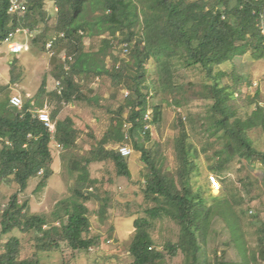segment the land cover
Returning a JSON list of instances; mask_svg holds the SVG:
<instances>
[{
	"label": "trees",
	"instance_id": "16d2710c",
	"mask_svg": "<svg viewBox=\"0 0 264 264\" xmlns=\"http://www.w3.org/2000/svg\"><path fill=\"white\" fill-rule=\"evenodd\" d=\"M46 1L55 3L56 18L51 28L45 27L33 40L38 42L44 36L46 44L57 34L52 46L58 53L63 48L67 53L65 62L57 65L54 72L62 88L49 92L57 99L51 112L55 130L51 131L38 116L36 107L43 108V101L29 98L19 108L11 104L10 98H0V184L11 181L19 186L6 203L0 199L1 233L13 229L35 232L37 251L56 250L66 243L73 250L90 253L101 245L102 238L90 234L87 203L98 198L97 189L103 179L93 176L89 165L109 160L114 163L117 176L130 178V160L139 157L146 163L144 194L152 205L145 209L146 216L134 220L135 231L129 245L133 264H169V259L179 253L183 264H264V221L257 226L255 246H250L236 208L244 196L237 199L226 194L223 185L222 196L215 195L214 201L209 202L202 187L195 185L193 177L200 173V150L191 138L187 116L178 111L176 117V173L168 171L157 142L150 147L146 144L152 140V126L162 121L168 105L164 97L157 103L151 97L167 91L180 93L183 88L178 83L175 60L184 67H199L211 80L206 88L212 98L214 134L222 140L210 168L222 174L235 159H245L253 166H262L264 184V149L256 147L249 135L253 128L264 129L260 89L245 94L246 105L255 107L242 113L232 101L235 94L242 95L243 83L251 86L252 81H244L236 66L232 71L219 68L225 62L235 65V58L247 53L264 57V32L254 12L264 7V0H25L28 11L23 14L10 11L12 0H0V44L18 28L34 29L37 15L49 18ZM88 4L101 11L94 19L85 18ZM104 33L109 35L99 51H86L85 37ZM117 45L122 49L106 67L103 57ZM150 63L155 65L153 73ZM11 65L15 67L16 61ZM103 74L111 78L115 98L122 90L128 94L116 110H110V125L90 155L71 159V169L78 172L71 195L59 200L50 215L33 212L29 201L21 200L20 194L29 187L31 178L38 179L36 193L48 187L49 178L55 173L53 143L66 150L78 146L81 129L71 116L58 117L63 103L78 100L97 105L99 95L90 82ZM230 75L234 83L222 84L221 80ZM6 86L0 85V94ZM45 87L43 83L40 91L46 92ZM174 100L182 105L180 99ZM147 112L148 120L144 118ZM146 123L151 127L145 129ZM115 143L131 145L132 154L123 156L118 148L108 147ZM259 182L254 176L244 186L254 187ZM109 204L108 198L100 204L101 216H106ZM163 216L180 225V234L176 242L167 241L160 248L152 227L153 221ZM216 218L227 225L231 234L228 245L236 248L238 259L226 258L225 251H216L213 260L203 257ZM21 245L20 237L11 236L0 251V264H41L37 255L21 258Z\"/></svg>",
	"mask_w": 264,
	"mask_h": 264
},
{
	"label": "rangeland",
	"instance_id": "374dc122",
	"mask_svg": "<svg viewBox=\"0 0 264 264\" xmlns=\"http://www.w3.org/2000/svg\"><path fill=\"white\" fill-rule=\"evenodd\" d=\"M45 9L48 11L49 18L37 15L38 21L34 29L28 26L30 29L28 34L19 32L14 37L15 40L25 43L26 49L20 53H11L6 42L0 44V85H7L0 94V98L8 99L12 95L19 94L22 96L23 102L29 98L33 101H43V108L37 106L36 110L44 109L51 114L57 106V99L50 96L49 92L60 91L62 88L54 72L57 65L65 62L67 53L64 48L58 53L56 46L50 45V42L55 40L53 38L58 37L57 34H54L53 40L47 39L46 44L44 43V36L40 37L38 42L33 40L43 32L45 27L51 28L50 24L56 18V8L53 1H46ZM100 13L101 11L94 5L88 4L85 18L94 19ZM108 35V33H104L86 36V51L98 52L103 45V39ZM121 49L122 46L117 45L108 50V54L103 57L106 67L111 66L114 54ZM13 60L16 61L15 67L11 65ZM174 63L180 75L178 83H181L183 88L180 93L167 91L151 97L153 103L159 102L164 97L168 105L163 113L162 121L152 126V140L146 144L150 147L157 142L166 159L165 164L168 171L176 173L178 167L176 117L178 111L187 116L186 121L191 138L200 150V156L197 158L200 164V173L193 177L195 185L202 187L209 202L214 201L215 195L222 196L220 193L223 185L226 188V194L233 195L237 199L244 196L243 203L236 208L242 216V225L249 244L254 247L257 240V226L260 221H264L263 168L260 164L253 166L245 159H235L229 170L222 174H218L210 168V165L217 159L215 150L222 143V140L217 138L219 134H214L215 126L211 111L212 98L206 88V84L211 83V80L199 67H184L177 60ZM235 63L233 65V62H225L219 68L232 71L233 67L236 66L238 72L243 74L244 81L250 79L252 85L248 86L244 82L242 95L236 96L235 94L232 102L241 109L242 113L252 111L255 106L246 105L245 94L248 91L253 93L258 88L261 92L260 104L264 106V57L256 58L251 53H247L235 58ZM149 69L153 73L155 65L150 63ZM43 83H45L46 92L40 91ZM221 83L231 85L234 80L230 75L223 78ZM112 84L111 78L106 74L91 79L90 85L95 88L99 95L97 105L78 100L63 103L58 117L71 116L76 126L81 129L78 146L66 150L58 143H53L55 174L49 182L50 186L48 187L50 188H46L42 193H36L34 189L38 179L31 178L29 187L20 194L21 200L29 201L33 212L50 215L59 200L71 195L72 184L78 175V172L70 167L71 159L90 155L91 150L110 125L113 115L110 110H116L126 96V90H122L115 98L112 95ZM175 98L180 99L182 105H177ZM249 135L256 147L264 149V129L262 127L249 130ZM119 145L120 143H115L108 147L117 149ZM129 165L132 173L130 178L117 176L115 165L109 160L96 161L89 165L92 175L103 179L101 186L97 189L98 198L95 197L87 203L90 208V234L101 236L99 247L94 248L90 253H86L73 250L66 243H62L61 247L56 250L37 251L35 232L13 229L7 234H2L0 226V251L5 242L11 236L16 235L22 240L21 258L37 255L41 259V264H133L134 259L129 252V245L135 231L134 220L139 216H146L145 209L151 206L152 202L147 201L144 194L146 163L138 157L131 159ZM211 176H215L219 180L220 189L212 187ZM254 176L260 179L258 187L244 186V182L254 179ZM18 189L19 186L14 182L1 183L0 199L6 203ZM105 198L110 200V204L106 216L103 217L99 209ZM179 234L180 225L173 219L163 216L153 221L152 235L160 248L167 241L176 242L179 239ZM230 236V231L225 222L216 218L209 235L208 244L203 249V257L213 260L216 251L219 254L225 251L226 258L238 259L236 248L233 245H228ZM168 263L183 264L182 253L169 259Z\"/></svg>",
	"mask_w": 264,
	"mask_h": 264
},
{
	"label": "built area",
	"instance_id": "2783aa9c",
	"mask_svg": "<svg viewBox=\"0 0 264 264\" xmlns=\"http://www.w3.org/2000/svg\"><path fill=\"white\" fill-rule=\"evenodd\" d=\"M10 11L11 12H19V13L23 14V13H26L28 11V5L23 0H12L11 6H10ZM254 12L258 16L260 27L262 28V30L264 32V7H262L260 10L255 9ZM19 32H23V33L28 34L30 32V29L28 27L18 28L16 32L10 33V35L7 37L5 42L7 43L11 53H20L24 49H26L25 43H21V42L14 39L15 35ZM52 43H53V41L50 42L51 46H52ZM123 50H124V52H127L128 48L124 47ZM127 94H128V91H126V95ZM10 102L14 106L21 108L23 105V98L21 95L15 94V95H12L10 97ZM37 113H38L40 120H42L44 122V124L51 131H54L55 130V122L52 120L51 114L46 110H38ZM144 118L147 120L150 119V114L147 112L145 114ZM150 127H151L150 123L145 124V129H148ZM118 151L123 156H129L132 154L133 148L128 144H122V145L118 146ZM211 185H212V187H214L216 189H220V186H221L219 183V180H217V178L215 176H211ZM4 205L5 204H3V206Z\"/></svg>",
	"mask_w": 264,
	"mask_h": 264
},
{
	"label": "crops",
	"instance_id": "0c3cea01",
	"mask_svg": "<svg viewBox=\"0 0 264 264\" xmlns=\"http://www.w3.org/2000/svg\"><path fill=\"white\" fill-rule=\"evenodd\" d=\"M40 110H44V109H40ZM55 174V173H54ZM54 174H52L51 176H50V178H49V182H50V180L54 177ZM48 186H50V185H48ZM47 188H50V187H47Z\"/></svg>",
	"mask_w": 264,
	"mask_h": 264
}]
</instances>
